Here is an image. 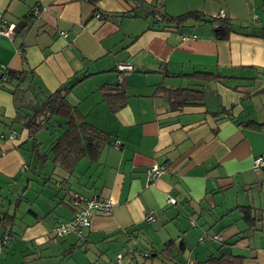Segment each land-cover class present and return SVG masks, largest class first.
Returning <instances> with one entry per match:
<instances>
[{
	"label": "crops",
	"instance_id": "1",
	"mask_svg": "<svg viewBox=\"0 0 264 264\" xmlns=\"http://www.w3.org/2000/svg\"><path fill=\"white\" fill-rule=\"evenodd\" d=\"M161 4L173 16L228 19L238 34L217 40L209 22L181 32L156 28L146 9ZM0 12L7 25H31L26 34L0 36V67L21 76L11 84L40 103L62 86L73 87L69 104L114 140L97 160L83 158L70 173L51 153L66 120L52 119L43 140L40 130L37 148L14 123L25 111L0 86V236L4 214L16 215L7 226L14 241L0 254L32 252L44 264H113L118 254L125 264H208L212 255L233 254L243 256V264H264V168L254 167L264 157V128L245 125L264 123V0H0ZM122 64L134 70L122 82L127 104L114 113L99 88L118 82ZM196 72L226 78L200 81L192 77ZM193 86L205 90L204 104L179 111L162 93V87ZM156 166L163 172L148 184L146 171ZM73 192L114 206L109 214L93 211L82 242L50 235L73 219ZM230 192L232 203L225 198ZM238 207H252L262 219L240 241L247 227ZM205 233L210 242L203 245ZM215 235L229 244L209 239ZM196 239L199 245L192 246ZM39 246L50 253L42 256Z\"/></svg>",
	"mask_w": 264,
	"mask_h": 264
},
{
	"label": "trees",
	"instance_id": "2",
	"mask_svg": "<svg viewBox=\"0 0 264 264\" xmlns=\"http://www.w3.org/2000/svg\"><path fill=\"white\" fill-rule=\"evenodd\" d=\"M139 5L140 6L138 7H141V3H139ZM146 12H147V16H151L152 18H154L156 28H160L162 30L181 32L184 31V29L186 28H190L191 24H194L193 22H197V23L209 22L215 26L214 37L217 40H225L228 39L232 34H238L235 24H233L228 19H221V18L207 19L205 16L201 15L198 12H188L182 15L173 16L167 13L164 4H161L160 6H153L151 8H148L146 9ZM102 19H104L103 16L101 17V20ZM30 27L31 25H26V24L24 25V23H22L21 25H15L14 34H16V36L22 33L26 34V32L30 30ZM260 37L264 38V33L261 34ZM6 69H7V73H5L3 76H0V79L3 78L5 79V80H0L1 81L0 86L3 87V89L8 90L11 93V95H13L16 109L25 111V113L19 114V118L15 119L14 123L18 121L20 122L22 127L28 131L29 136H31L35 140L34 143L37 148H39L40 144L37 143L35 136L40 130L47 129L48 126H50L51 124V120L54 118H62L66 120L68 128H66L64 132H62L51 145V153L54 156L55 164L67 168L70 171V173H72L74 171L76 164L81 159L89 158L91 160H97V158L100 156V154L105 149V147L113 143L114 140L111 141V138L107 132L85 122V119L82 118L81 113L78 110H76V108H73L69 104L67 100V96L72 91L73 87L62 86L54 93H51L46 98L45 101L41 103L33 102L28 97V92L30 91L28 92L27 90L18 91V88L21 85L18 84L17 86H13L11 84V80H13L14 78L20 79L21 77L20 74L15 71H12L10 67H7ZM192 77L200 81H207V82L220 81L226 78L221 74L208 73V72L207 73L196 72L192 75ZM80 80L75 82L74 85L80 82ZM7 87H12V88L15 87V88L9 89ZM162 89H163L162 93L169 96L170 105L172 109L175 111H179L187 106L202 105L204 104L207 96L205 90L200 86L198 87L196 86L195 88H179V89H168L162 87ZM99 91L101 92L103 101L114 113L118 112L127 104V98H128L127 93L122 82L120 81H118L115 84H105L99 88ZM261 92L264 93V90H262ZM245 125L248 128L257 129V130H263L264 128V123L253 120L246 122ZM152 171H153L152 168H149L146 171V176L149 179V181H147L148 184L153 183L156 179H158L161 176L160 174L156 178H151ZM58 184L60 183H56V187ZM58 186L59 189L63 188L62 185H58ZM74 193L81 195L80 193L77 192ZM84 197L87 199L93 198V197L88 198L86 196ZM98 199L110 200L99 197ZM70 201H71L70 205H72L73 209L74 210L77 209V205L73 203L71 195H70ZM174 202L177 203L176 200H174ZM80 208H84V206L81 203H80ZM113 208L114 206L111 208L110 211L105 213L100 212L98 210L95 211L100 214H109L112 213ZM238 210L241 213V220L244 221L247 227L245 230H243L240 234L237 235L238 241H240L250 237L252 231L257 229V225L262 221V219H259L257 217L256 215L257 211L252 207H238ZM75 215H76V210H75ZM15 216L16 215L14 213L4 214L3 219H1V223L4 226V229H6V233L1 235L0 238H3L4 236L7 235L12 238V233H11L12 231L10 229L8 230L7 226L8 227L11 226L12 222L16 219ZM71 220L62 223H67L70 222ZM189 221L191 222L192 226L196 224L194 218L192 219L190 218ZM68 237L78 238L76 235L73 234L69 235ZM53 238L58 240L66 239V237L57 238L54 236ZM78 240L81 242L85 241L86 236H84V239L78 238ZM199 240L201 243H205L207 240L206 233L202 235ZM211 240L220 243L224 242V244H229L230 242L228 238L226 237L222 238L218 235L211 237ZM208 242H210V240H208L206 243ZM170 244L171 243H169L168 246H170ZM231 245H233V243ZM10 246L11 245H5L0 250V252L5 251ZM178 252L179 253L181 252L180 248L178 249ZM116 257L113 261V264H116ZM206 263L243 264L244 257L233 254H225L220 257H215L214 255H212L208 258Z\"/></svg>",
	"mask_w": 264,
	"mask_h": 264
},
{
	"label": "built area",
	"instance_id": "3",
	"mask_svg": "<svg viewBox=\"0 0 264 264\" xmlns=\"http://www.w3.org/2000/svg\"><path fill=\"white\" fill-rule=\"evenodd\" d=\"M32 14L36 17H39L41 14V11L39 9H35L32 11ZM221 16H225V14L222 12ZM5 16L0 12V36H6L9 38H13L15 25H7V22L4 18ZM101 15L98 14L96 18L101 19ZM7 25V27H5ZM63 35H66L65 33H62ZM18 52H21L20 50ZM7 67L2 66L0 67V76H3L5 73H7ZM134 70V67L131 65H119L118 66V81L123 82L126 76V73L131 72ZM3 78V77H2ZM0 80H5L0 79ZM1 84V81H0ZM120 141L115 142V146L120 145ZM254 167L255 169L259 170L260 168H264V157H258L254 161ZM163 172V168H160L158 166L153 168V171L151 172V178L158 177ZM73 203L77 205L76 209V215L70 222L67 223H58L57 226H55L52 229V235L57 238H65L69 235L73 234L76 235L79 239H84V230L86 228H89L91 226V217L92 213L95 210H98L100 212H108L113 207V202L111 200H99L97 196L87 199L82 195L72 193L71 194ZM80 203L84 205V208H80ZM148 222H154L155 217L153 215H149L147 217ZM14 241L13 238L10 236H4L3 238H0V250L5 245H11V242ZM150 255L146 254L145 257H149ZM116 264H125L124 263V257L122 254H118L116 257ZM187 264H193V262H188Z\"/></svg>",
	"mask_w": 264,
	"mask_h": 264
},
{
	"label": "rangeland",
	"instance_id": "4",
	"mask_svg": "<svg viewBox=\"0 0 264 264\" xmlns=\"http://www.w3.org/2000/svg\"><path fill=\"white\" fill-rule=\"evenodd\" d=\"M179 5H183V4H178V6ZM178 16V15H177ZM155 22V21H154ZM117 71H118V68H117ZM264 81V80H263ZM229 85L228 86H230V87H232V88H234V83H228ZM190 88H195L194 86L193 87H190ZM260 113H262V114H264L263 112H260ZM48 128L47 129H44V130H42V131H40L39 132V139L41 138L42 140H43V138L48 134ZM230 194H231V192L229 193V194H226V196H225V198H226V200L228 201V203H232V201H231V199H230ZM26 209V208H25ZM221 228H222V226H221ZM215 233H216V231H214ZM223 234H226L224 231L222 232ZM50 235L52 236V231H50ZM226 236L224 235V238H225ZM192 238H195V236L194 237H192ZM210 239H211V237H209ZM197 240L198 239H196L193 243H192V246H198L199 244L197 243ZM49 242V241H48ZM209 243V242H208ZM203 245H204V243H202ZM218 245H219V243H214L213 244V249L214 248H217L218 247ZM41 247L42 246H39L38 247V251H39V254H41L42 256H47L49 253H50V251H49V249H48V246H43V248L41 249ZM205 248H207L206 246H204ZM27 254H26V256H21V255H19L18 254V252L16 253V254H13V251L12 252H10V253H8V252H5V253H1L0 254V263H5L6 262V260H7V258L8 257H14V258H12V259H10L8 262H7V264H44V260H40V258H36L35 256H33L32 254H30V253H32V252H26ZM187 257H184V259H186Z\"/></svg>",
	"mask_w": 264,
	"mask_h": 264
}]
</instances>
